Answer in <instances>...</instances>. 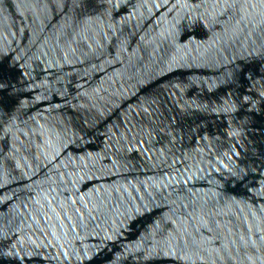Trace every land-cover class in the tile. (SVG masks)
<instances>
[{
	"label": "water",
	"instance_id": "95a60500",
	"mask_svg": "<svg viewBox=\"0 0 264 264\" xmlns=\"http://www.w3.org/2000/svg\"><path fill=\"white\" fill-rule=\"evenodd\" d=\"M0 264H264V0H0Z\"/></svg>",
	"mask_w": 264,
	"mask_h": 264
}]
</instances>
